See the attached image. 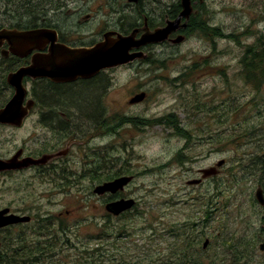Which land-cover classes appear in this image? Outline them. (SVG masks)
Wrapping results in <instances>:
<instances>
[{
	"label": "rangeland",
	"instance_id": "obj_1",
	"mask_svg": "<svg viewBox=\"0 0 264 264\" xmlns=\"http://www.w3.org/2000/svg\"><path fill=\"white\" fill-rule=\"evenodd\" d=\"M202 13L207 34L191 32L171 56L167 51L152 57L153 65H164L162 71L125 67L111 73L103 93L97 91L102 84L98 78L92 81V91L73 88L76 96L103 94L97 104L56 96L57 107L70 106L78 116L84 110L76 112L70 101L84 109L96 104L107 112L112 168L135 174L126 192L138 200V209L101 227V211L87 205L94 202L86 194L94 187L90 176L64 183L60 202L71 211L62 219L65 234L58 245L45 242L44 230L31 237L35 246L51 252L53 262L161 264L176 258L189 241L204 264L209 259L216 264H263L252 257L259 253L255 233L262 224V210L254 192L261 178L259 167L248 165L258 144L264 143V77L256 86L244 79L241 69L248 47H264V0H203ZM27 23L28 0H0V27ZM170 74L176 80L170 81ZM142 90L149 92L147 100L129 104L130 96ZM165 111L175 116L158 118L156 114ZM89 121L81 117L77 124L87 132ZM245 131L252 133L242 135ZM220 159L226 162L216 174L197 185L187 184ZM21 182L0 176V204L39 205L48 217H56L58 198L38 193L59 191L56 184L49 182L47 189L48 182L35 175ZM205 238L209 244L203 249ZM20 242L1 247L0 255L19 248L16 258H28V243Z\"/></svg>",
	"mask_w": 264,
	"mask_h": 264
},
{
	"label": "flooded vegetation",
	"instance_id": "obj_2",
	"mask_svg": "<svg viewBox=\"0 0 264 264\" xmlns=\"http://www.w3.org/2000/svg\"><path fill=\"white\" fill-rule=\"evenodd\" d=\"M190 5L188 18L180 17L178 22L177 18L182 11L181 0H28L27 24L0 27L28 30L26 46L11 47L7 41L0 45V132L7 133L0 134V163L6 166L0 169V176L14 177L21 184L23 180L28 181V176L35 175L48 182L47 189L49 182L59 188V191L49 189L38 192L58 198L54 204L59 208L53 210L56 211V217H48L41 212L39 205L28 204L23 207L10 203L0 204L4 218L10 214L29 217L27 220L0 226V248L21 244L20 241L24 239L28 243V253L31 254V246L36 244L34 238H31L33 232L42 233L43 230L45 242L58 245L65 234L62 224L64 213L71 212L64 209V203L60 202L65 194L63 184L74 178L80 179L81 176H90L94 185L86 192L94 202H88L87 205H91L90 208L97 212L101 211L98 213L101 227L110 226L112 220L123 218L138 209V200L126 192L135 174L121 168H112L106 143L107 112L97 109L87 117L91 129L85 132L81 129L84 125L77 124L81 114L78 116L70 112V106L57 107L55 99L58 95L66 98L76 96L77 90H73L75 87L91 89L95 78L102 80L97 91L101 89L103 93L110 84L111 73L116 69L127 67L138 68L142 72L162 71L164 65L161 62L153 65L154 55L168 51L171 56L170 53L184 43L191 32L207 34L205 29L209 26L203 18V0H190ZM165 27L171 31L163 41L142 43L144 35ZM178 36H182L180 42H177ZM123 37L131 39L130 47L128 43L126 45L129 48L127 53L139 55L127 64L104 67L88 77L80 75L81 71L77 68L78 53L87 50L109 53ZM242 66L241 72L246 78L244 58ZM22 69L25 72L14 79L22 93L16 94L17 85L8 76ZM167 78L174 81L177 77L170 74ZM142 92L145 96L141 101L130 102L131 98ZM148 95V91L136 92L130 96L128 103H143ZM99 98L104 99V95L100 94ZM8 107V110L2 111ZM156 115L158 118H171L175 113L165 111L160 116ZM91 142H94L92 150L88 149ZM2 148L5 150L1 151ZM76 166L79 168L78 173ZM121 176H132V180L122 190L95 192L98 185ZM257 187L262 189L264 198V188L261 184ZM130 198L134 200L132 207L117 215L106 208L110 203ZM254 199L262 210V224L255 233L259 253L252 257L264 264V248L261 249L264 246V238L261 237L264 235V204ZM0 258L5 257L1 254Z\"/></svg>",
	"mask_w": 264,
	"mask_h": 264
},
{
	"label": "water",
	"instance_id": "obj_3",
	"mask_svg": "<svg viewBox=\"0 0 264 264\" xmlns=\"http://www.w3.org/2000/svg\"><path fill=\"white\" fill-rule=\"evenodd\" d=\"M182 5V11L177 18V21L179 22L180 17L188 18V16L191 13V5L190 0H181ZM169 28H162L157 29L155 31H152L150 33H147L143 36L144 42H152V43H158L163 41L168 33ZM171 31V30H170ZM33 34V33H32ZM31 34H29L30 36ZM130 37H123L120 41L115 44L116 47H112V49L108 52L106 51H85L82 53H78V60H77V68L80 69V75L82 77H88L93 75L95 72H97L99 69L104 67H114L120 64H127L131 62L138 53H132L128 54L127 50L129 48L126 47L127 43L130 47ZM182 40V36L177 37V42H180ZM7 41L11 47L15 46H26V42L28 41V30H16V29H8V28H1L0 29V45ZM21 44V45H20ZM125 48V49H124ZM106 52V53H105ZM27 71V70H26ZM25 72V69L20 70L19 72L12 73L8 76V79L12 82H15L14 79L16 77H20ZM28 72V71H27ZM16 84V82H15ZM18 86V84H16ZM16 87V94L22 93L19 86ZM19 88V89H18ZM145 94L139 93L135 95L133 98H131L130 102H138L141 101L144 98ZM8 108L2 110L6 111ZM1 111V112H2ZM1 116V115H0ZM1 118V117H0ZM225 160L220 159L218 160L214 166H211L206 169L201 170V178H194L187 181L188 185H195L199 184L202 181V178L209 177L211 175H214L217 173L218 168H220L222 165H224ZM6 168V166L1 165L0 163V169ZM132 180V176H121L118 177L110 182H105L101 185H98L94 190L97 193H104V192H116L118 190H122L125 185H127ZM255 198L260 204H264V198L262 194V189L260 187H257L255 190ZM134 203L133 199H121L118 201H115L114 203H110L107 205V210L111 213L117 215L118 213L129 209L132 207ZM3 211H0V226L17 222V221H23L29 219V217H20L17 215H7V217H2ZM209 243V239L205 238L202 243V248H206V246ZM264 248V246L261 247V249Z\"/></svg>",
	"mask_w": 264,
	"mask_h": 264
},
{
	"label": "trees",
	"instance_id": "obj_4",
	"mask_svg": "<svg viewBox=\"0 0 264 264\" xmlns=\"http://www.w3.org/2000/svg\"><path fill=\"white\" fill-rule=\"evenodd\" d=\"M205 30L207 31L208 27ZM244 64L246 68L245 73H247L246 78L244 77V79L248 81H252L256 86H258L260 81L263 79L262 77H264V47H256V48H253L252 46L248 47L244 55ZM90 88L92 91L93 90L92 86H90ZM80 95L73 97H78V99H81V101L86 102V104H89L91 102L97 104V99L99 97L98 95H96L95 98L90 97L89 95L87 96V94L82 95L81 98ZM96 104L92 108L88 107L89 109L86 108L84 109L82 105L80 107L74 102L72 103V107L78 112L82 110L84 111L90 110L89 111L90 115H87L88 112L86 113L84 111H82L83 113H81V117L88 119L87 117H90L92 113L96 112L97 109ZM162 120L158 119L156 120V122L163 123ZM174 126L176 127V129L178 130L180 129V124H177L176 121L174 123ZM251 133L252 131H245L242 135L251 134ZM249 160H252L253 162L248 166L252 168L259 167L258 168L259 173L258 172L256 173L260 176L261 184L264 188V143L258 144L257 150L254 151V153L249 157ZM35 245L36 244H33L31 247V251L32 252L34 251L33 253L34 257L16 258L20 256L18 253L20 249L13 248V250H11L13 252L11 253V255L3 254L5 258H0V264H65L62 263L60 260L53 262L51 260L52 258L51 252L47 248H40L39 246H35ZM191 249L192 248H190V242L188 241L182 246V248L178 250L177 257L174 256L176 258L170 259L168 260L167 263H161V264H204L201 260L202 257L196 253L194 254ZM28 255L30 254L28 253ZM208 264H216V262L214 259H209Z\"/></svg>",
	"mask_w": 264,
	"mask_h": 264
}]
</instances>
